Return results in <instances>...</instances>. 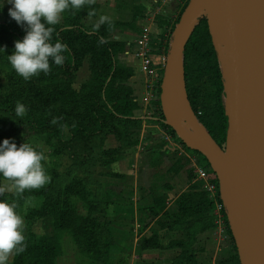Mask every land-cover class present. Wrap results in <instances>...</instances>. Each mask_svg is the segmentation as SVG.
I'll return each mask as SVG.
<instances>
[{"label": "rangeland", "instance_id": "obj_1", "mask_svg": "<svg viewBox=\"0 0 264 264\" xmlns=\"http://www.w3.org/2000/svg\"><path fill=\"white\" fill-rule=\"evenodd\" d=\"M186 1L180 0L179 14L181 5ZM12 7L13 5L7 0H0V23L4 20H10L17 24L9 16V9ZM71 10L63 14L60 23L64 21L65 15ZM176 14L174 18L177 17ZM102 18L115 19L113 15L102 12L101 8V10L98 9L94 17L86 18L83 23L90 26L91 23H99ZM14 50L12 38L9 39L0 34L1 97L7 100H23L33 103L36 116L45 115L47 111L58 107L71 109L69 113L82 111V104L78 103L80 101L72 100L71 97L67 96V92L61 90V84H58L54 77L46 78L45 75H39L26 81L18 75L8 60V56L12 55ZM119 53L121 54V52ZM119 58L117 55V61L123 63ZM217 69L219 70V66ZM220 79L221 77L217 76L215 79L211 62L198 59L190 62V71L186 82L190 90L191 105L196 116L201 117L206 122L215 120L216 109L220 102L223 103V96L217 90ZM88 80V62L87 56L84 55L79 59L78 67L72 75L68 87L73 94L79 93L81 95V87ZM18 96L25 99H15ZM63 97L65 100L62 102ZM129 98L134 100L132 90H130ZM156 108V103L155 105H147V108L140 106L139 109L133 111V114L140 119L139 124L128 126L126 130L125 128L120 130V137H116L113 132L96 137L88 151L76 145L65 147L58 143L51 131L41 134L27 132L21 128L20 120L16 121L20 127L17 135H14L17 147L26 142L37 151L42 152L46 157L42 163L50 177V182L41 189L28 191L29 195L17 208L24 220L23 234L24 236L33 234L34 239L41 235L55 236L61 246L60 255L54 258L55 264H139L135 257L138 243L133 239L134 234L143 224H146L144 227L150 226L152 232L159 231L156 225L157 216L152 218L148 208H153L152 205L156 203L162 211V207L164 208L162 200L167 197L164 192V185H168L169 180L178 182V184H183V182L187 185L190 183L199 184L191 178V175L189 176L186 162L173 149L167 129L150 122L149 117H157ZM126 131H130L131 134L128 135ZM199 162H202L201 158H199ZM69 169V176L61 177V174ZM150 170L154 174L145 173L146 171L150 172ZM57 177L62 182H66L70 178V181L73 182L71 192L66 197L69 207L72 209L70 214H73L75 218L87 214L95 218L94 222H87V227L83 232L76 234L79 244L71 238L70 230L53 227L52 213H47L39 218L29 212V210L36 209L40 205L41 197L38 193L48 188ZM147 181H150L148 186ZM0 182H3V178H0ZM144 183L146 186H141ZM198 187L201 188V186ZM175 188V193L180 190L179 186ZM62 198L54 196V201L61 202ZM26 200H31V204L26 206ZM99 203H102V212L94 211ZM90 210H92L91 213ZM91 223H94L97 228L101 227L103 238L107 235L110 236L112 245L108 252V259L104 263L92 259L88 252L79 246L81 244L87 245L86 233L94 229L89 228ZM216 225L219 228L217 233L219 232L218 234L224 238L220 241V249L215 252L212 250L207 252L204 251L201 243L197 244L194 249L197 264L223 263L228 261L230 253H233L230 239L225 233L223 219L219 220ZM132 229H135V232ZM147 235H149L148 228L141 237ZM161 240L159 241L161 242ZM167 241L163 240L164 245ZM12 257L13 255L10 256L8 263ZM158 260L163 264L166 258L162 257ZM134 261L136 262L134 263Z\"/></svg>", "mask_w": 264, "mask_h": 264}, {"label": "trees", "instance_id": "obj_2", "mask_svg": "<svg viewBox=\"0 0 264 264\" xmlns=\"http://www.w3.org/2000/svg\"><path fill=\"white\" fill-rule=\"evenodd\" d=\"M186 2L181 5L180 12ZM98 8L99 5L95 2L93 5L86 6L83 9H72L67 12L62 23L54 26L55 32L52 37V42L59 41L67 46V51L63 53L65 62L61 66L52 63V70L49 74H40V76L45 75L46 78L54 77L57 79V83L61 84V90L67 92V96L71 97L72 100L80 101L78 103L82 104V111L69 113L71 109H66V107L61 109L58 107L54 108V110L47 111L45 115L36 116L33 103L23 100H7L0 96V144L3 143L4 139H10L16 144L14 135H17V132L20 130L16 122L18 120H20L21 128L27 132L41 134L51 131L58 143L65 147L76 145L87 151L90 150L91 143L96 137L112 132L116 134V137H120V130L123 128L126 130L128 126L139 124V117L133 114V111L138 109V105L133 98H129L131 89L125 83L133 75V71L129 66L117 61V54L124 51L125 45L122 40L113 39L112 37L116 26H127L129 23L126 21L105 19L103 23H91L90 26H86L83 21L86 18L94 17ZM89 13L93 14L90 15ZM178 15L179 12L171 23L168 33L171 32L173 25L178 19ZM97 24H99L98 29L95 27ZM0 31V34L7 36L9 39L12 38L14 47L15 42L17 40L22 41L26 35L25 26H21L10 20H4L0 23ZM162 35L160 33V36ZM84 55L87 56L89 80L82 85L81 95L79 93L73 94L68 86L70 85L72 75L78 67L79 59ZM182 57L184 87L189 105L193 110L190 101V90L186 82L187 75L190 71V62L195 59L211 62L215 79L216 76H221L220 70L217 69L216 55L210 42L204 17L197 20L196 25L187 38L182 51ZM39 79L41 78L39 77ZM219 81L217 90L224 97L222 79ZM15 99L25 98L18 96ZM61 100L63 102L65 97ZM17 102L24 104L26 107V114L22 118L17 117L15 114ZM76 105L80 106L78 104ZM156 106L157 117H149L150 122L155 123L163 129H167V133L172 141L180 143L186 150L193 151L186 148L175 136L173 130L161 121L162 115L158 100L156 101ZM196 117L203 124L212 139L218 145L222 146L227 126L226 117L223 114L222 102L219 103L216 109L214 121L206 122L201 117ZM54 120L55 123H53ZM126 133L128 135L131 134L130 131H126ZM194 152L199 155L202 163L207 165L206 160L198 152ZM69 174L70 169L62 173L61 177L69 176ZM70 179L62 182L57 177L48 188L38 193L41 197L40 205L36 209L29 210V212L39 218L47 213H52L53 227L56 229L62 228L70 230L71 238L79 244L77 239L78 235L76 234L83 232L87 227V222H94L95 218L89 214L75 218L73 214H70L72 209L69 207L68 199L66 198L67 195L69 196L73 186V182ZM197 185L200 186L196 183L188 185L190 191L178 195L174 201V209L172 211L164 210L163 207L161 211L156 203L152 205L153 208H148L152 218L156 216L161 217L160 219H156V224L160 228L165 223L168 227L183 232L181 238L173 239L167 243V247L178 249L172 254L170 264H197L192 246L195 240L194 234L197 231L213 226L211 209L214 200L208 198L207 193L203 190L198 191L197 188L199 187ZM28 195V191H25L22 196H17L14 193H5L3 196H0V200L10 203L16 201L20 206ZM54 196L63 197L62 201L55 202ZM102 210V203H99L94 211L102 212ZM91 211L89 212L91 213ZM165 215L172 217V220L166 222L164 220L166 219ZM222 219L225 233L230 239L233 253L228 257V261L219 264H239L236 249L228 229L225 215L223 214ZM145 225L143 224V226ZM89 228L94 229L86 233L85 240L87 245L81 244L79 246L81 249L86 250L92 259L104 263L108 259V251L112 245L110 236L107 235L103 238L101 235V227L97 228L94 223H91ZM33 236V234L25 236L24 251L13 254L8 264H55L54 258L61 253V246L57 238L55 236L41 235L34 239ZM139 246L141 249L161 248L157 243L156 236L152 233L148 237L140 238Z\"/></svg>", "mask_w": 264, "mask_h": 264}, {"label": "water", "instance_id": "obj_3", "mask_svg": "<svg viewBox=\"0 0 264 264\" xmlns=\"http://www.w3.org/2000/svg\"><path fill=\"white\" fill-rule=\"evenodd\" d=\"M204 17L222 79L224 143L189 105L182 51ZM161 121L214 174L239 264H264V0H187L159 83Z\"/></svg>", "mask_w": 264, "mask_h": 264}, {"label": "clouds", "instance_id": "obj_4", "mask_svg": "<svg viewBox=\"0 0 264 264\" xmlns=\"http://www.w3.org/2000/svg\"><path fill=\"white\" fill-rule=\"evenodd\" d=\"M13 7L9 16L17 24L25 26L23 40L15 42V50L8 56L11 67L24 80H30L41 73L49 74L54 63L61 66L65 62L63 53L67 46L59 41L53 43L55 25L61 22L63 14L70 10L83 9L93 5L96 0H7ZM90 15L93 13H89ZM106 18H102L103 23ZM99 28V24L95 26ZM3 50V49H2ZM4 51V50H3ZM17 117H24L26 107L17 102ZM55 123V120L53 121ZM46 159L29 143L19 147L9 139L0 144V196L6 192L22 196L25 191L38 190L50 182L43 166ZM26 206L31 200L25 201ZM16 201L0 200V264H8L10 256L24 251V220L17 212Z\"/></svg>", "mask_w": 264, "mask_h": 264}, {"label": "crops", "instance_id": "obj_5", "mask_svg": "<svg viewBox=\"0 0 264 264\" xmlns=\"http://www.w3.org/2000/svg\"><path fill=\"white\" fill-rule=\"evenodd\" d=\"M96 3L99 5L98 9L101 10L102 8V12H105L107 15H113L115 17L114 20L126 21L129 23L127 26H116L112 33V37L117 40H122L125 46L127 44H132L129 42L132 41L136 37V35L143 30L158 32L163 35L167 34L171 23L175 19L174 16L176 13H178V9L180 7V0H96ZM117 55L118 58L121 55L119 59L121 60V62H123L122 64L128 65L132 68L133 75L128 79L127 84L132 90L134 101L138 105V109L140 108V106L147 108L145 100H143V94L145 93L143 84L144 75L140 67L139 60L129 54L125 55L123 51L121 52V54L119 53ZM145 173H151V170L150 172L146 171ZM151 174H154V172L152 171ZM150 181H147V186L148 184H150ZM145 183L141 186H146ZM176 186H179L180 190L175 193ZM197 190L202 191L201 188H197ZM189 191L190 190L188 189L187 183L183 182V184H178V182L169 180V184L164 185V192L165 194H167V197H165V200H162L164 206L163 209L172 211L174 209V201L176 200L178 195ZM211 214L213 226L204 230L197 231L194 234L195 240L192 245L193 249H195L196 245L199 243L202 244L204 251L207 252L209 250L215 252L216 250L220 249V241L224 240V238L223 236H220L218 234L219 232L217 233L219 228L216 225V223L218 222L216 216L214 215V203L211 209ZM158 217L159 216H157L156 219ZM165 218L166 219L164 220L166 222L168 220H172V217H167L166 215ZM156 225L159 231L152 232L150 231V226H142L134 234L133 239L138 243V250L135 254V257L136 259H138L137 262H139V264H161L158 258L162 257L166 258V261H164L163 264H170L172 254L178 250L174 247H167V243L171 242L173 239L181 238L183 236V232L175 228L172 229L165 223L162 228H160L158 224ZM147 228L149 229V235H147L146 237L150 236V233L154 234L156 236L157 243L161 246V248H140L139 239L142 238L141 235L146 231ZM132 231L135 232V229H132ZM160 239H162L161 242L159 241ZM164 239L168 240L165 245L163 242ZM161 254H163V256H161ZM231 254L232 253H230V255ZM153 255L155 258L153 257ZM135 262L136 261H134V263Z\"/></svg>", "mask_w": 264, "mask_h": 264}, {"label": "built area", "instance_id": "obj_6", "mask_svg": "<svg viewBox=\"0 0 264 264\" xmlns=\"http://www.w3.org/2000/svg\"><path fill=\"white\" fill-rule=\"evenodd\" d=\"M171 40V32L160 36L158 32L143 30L132 40V44H127L124 53L133 56L140 62V67L144 73V98L145 104L155 105L159 95V83L162 71L166 62L168 45ZM171 141L174 150L186 162L191 178L201 186L209 198L214 200V215L217 222L222 220L224 207L220 202L217 190V182L210 168L199 162V155L194 151L186 150L178 142Z\"/></svg>", "mask_w": 264, "mask_h": 264}]
</instances>
